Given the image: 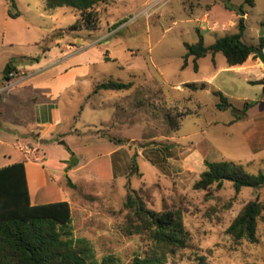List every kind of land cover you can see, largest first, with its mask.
I'll use <instances>...</instances> for the list:
<instances>
[{
	"label": "rangeland",
	"instance_id": "374dc122",
	"mask_svg": "<svg viewBox=\"0 0 264 264\" xmlns=\"http://www.w3.org/2000/svg\"><path fill=\"white\" fill-rule=\"evenodd\" d=\"M205 1L213 4L211 17L207 22L197 21L204 13ZM194 3L198 0H117L107 12L104 6L99 8L98 29L77 30L94 37L110 32V44L98 45L104 59L94 67L97 80L135 83L130 91H107L87 101L85 91L73 87L62 99L70 123L79 131L104 129L101 119L116 121L127 112L131 126L121 127L120 133L116 130L113 135L134 140L125 141L130 145L119 154L124 163L116 167L113 179L97 178L94 166L86 163L80 178H74L77 185L73 188L66 176L55 175L54 162H47L53 167L51 174L61 194L69 193L75 235L89 239L99 259L114 254L129 264L136 255L150 251L148 239L128 236L122 230L128 213L124 207L127 194L136 190L152 210L183 212L191 239L187 248L169 256L167 264H264V210L258 222V243L236 242L227 234L248 202L259 199L264 204V188L246 187L237 193L228 181L221 188H194L206 169L205 160L234 161L251 173L264 172V84L250 83L263 80L264 71L230 67L222 53L200 59L198 71L190 57L188 67L182 69L185 43L198 42L199 31L208 46L238 32V27L230 24L233 14L246 18L243 40L258 47L264 28V0H204L196 15L192 14ZM9 12L19 16L10 18ZM79 17L75 9L67 7L48 11L45 0H0V72L10 66L4 63L10 54H19L11 63L19 69L44 61L49 50V59L61 57L57 45L62 41L61 29L73 31L71 26ZM254 59L261 61L258 55ZM58 71L51 70L44 77ZM214 75L206 89L193 91L183 86ZM177 85H182L179 90ZM218 91L237 111L217 107ZM246 101L257 104L235 121ZM12 117L19 132L31 128V114ZM134 158L138 171L133 169Z\"/></svg>",
	"mask_w": 264,
	"mask_h": 264
},
{
	"label": "trees",
	"instance_id": "16d2710c",
	"mask_svg": "<svg viewBox=\"0 0 264 264\" xmlns=\"http://www.w3.org/2000/svg\"><path fill=\"white\" fill-rule=\"evenodd\" d=\"M117 0H45L48 11L58 8H72L79 13V18L71 26L72 30H96L100 26V7L110 5ZM14 5V2H13ZM229 8L228 5H226ZM18 17V14H12ZM245 17L238 21V32L218 38L213 44L206 45L204 36L199 31L196 43H185L187 53L182 69L187 68L189 58H194L195 70L198 60L222 53L230 67L242 65L250 57H256L259 49H264V36L260 37L259 46L249 45L244 40L246 31ZM264 25V22H263ZM13 69H10V75ZM7 76L5 78L10 77ZM254 84H264L255 81ZM133 82L108 80L98 84V90H127ZM193 90L204 89L206 84L186 83ZM221 110L232 108L237 111L229 98L221 91L217 92ZM256 101H246L242 115H247ZM112 139V138H111ZM117 141L116 139H112ZM118 142H122L119 140ZM75 157H73L74 159ZM71 160L74 166L77 162ZM70 162V161H69ZM206 169L195 183L197 190H208L215 186L221 188L226 181L232 182L237 193L243 188H264V172L251 173L242 164L234 161L205 160ZM133 169L139 167L135 158ZM69 184L75 188L76 186ZM128 210L122 230L128 236H142L152 245L145 255H136L129 264H167L170 255L188 247L191 234L186 228L183 212L180 209L152 210L136 190H130L124 204ZM264 204L259 199L248 202L227 228V234L236 242L246 240L258 243V222L262 216ZM203 259V258H202ZM0 264H123L114 255L97 257L92 242L74 233L71 205L66 200L32 204L30 200L25 164L22 161L0 167Z\"/></svg>",
	"mask_w": 264,
	"mask_h": 264
},
{
	"label": "crops",
	"instance_id": "0c3cea01",
	"mask_svg": "<svg viewBox=\"0 0 264 264\" xmlns=\"http://www.w3.org/2000/svg\"><path fill=\"white\" fill-rule=\"evenodd\" d=\"M202 1L204 0H198V3L192 5L194 6L192 14L196 15V9L203 5ZM108 6H104V11H108ZM212 6L211 1H205L204 13L201 19L197 18L196 20L209 21L211 17L209 11H211ZM9 17L12 18L10 12ZM240 18L239 14H233L230 24L238 27ZM215 26L216 24H214ZM61 30L62 41L57 44L61 51V57L55 60L49 59V55L52 53L49 50L44 55V61H39L30 68L24 67L21 69L11 65L13 57H18L19 54H10L4 60V63L10 65V69H13V76L10 75L9 78H5L7 76L3 74L4 72H0V167L19 161L24 162L31 203L42 204L66 200L71 205L73 217L69 193L64 192L61 194L56 177L51 172L54 170L55 175L60 176V178L66 176V179H70L76 186L77 182L74 178H80L83 173L81 170L90 164L94 166L97 178L113 179L116 167H120L121 162L124 163V157L119 158V154H123L128 149L129 142L134 139L113 135L116 130L120 133L119 129L121 127L131 126L126 111L123 112V118H118L116 121H113L112 118L101 119V125L105 128L91 129V132L79 131L70 123V117L66 114L62 104V99L69 89L75 87L80 93L85 91V96L82 95L86 101L102 95L103 92L115 91L95 90L98 84L106 81L97 80L98 71L94 67L98 65L100 60L104 59L98 45L110 44L108 39L110 32L102 37H94L92 33ZM24 56L22 55V57ZM213 56L216 57V54ZM107 57L110 59L111 55L107 54ZM23 61L22 59L20 63H23ZM248 66L250 68H260L264 71V65L261 61H255L253 56L246 63L235 67L240 69ZM55 69H59L56 74L44 77L47 72ZM19 71L26 74L22 80H19V83L24 82L21 87L15 88L17 84L4 90L5 86L13 83L11 81L18 77L14 75H19ZM214 77L215 75L209 77L207 81L196 84L201 85L204 83L206 84L204 89H206ZM261 81H264V79ZM254 82L250 80V83L254 84ZM180 86L182 85H177L176 88L178 89ZM134 87L135 83L132 88L121 91H130ZM81 105L84 107V104ZM23 107L26 108L23 109ZM11 109L17 112L13 113ZM30 114L33 122L31 128L26 132H19L15 128L18 122L15 121L12 115L21 119ZM30 140L34 141L30 142ZM119 140L122 142H118ZM73 157H75V160ZM72 159L77 162L74 166L68 164ZM48 160L54 162L56 167L47 166ZM63 190L65 189L63 188Z\"/></svg>",
	"mask_w": 264,
	"mask_h": 264
},
{
	"label": "water",
	"instance_id": "95a60500",
	"mask_svg": "<svg viewBox=\"0 0 264 264\" xmlns=\"http://www.w3.org/2000/svg\"><path fill=\"white\" fill-rule=\"evenodd\" d=\"M261 36H264V28L262 29ZM258 57L260 58L261 62L264 65V49H259L258 50ZM3 74L5 76H9L10 75V66L7 67V69L4 71Z\"/></svg>",
	"mask_w": 264,
	"mask_h": 264
},
{
	"label": "built area",
	"instance_id": "2783aa9c",
	"mask_svg": "<svg viewBox=\"0 0 264 264\" xmlns=\"http://www.w3.org/2000/svg\"><path fill=\"white\" fill-rule=\"evenodd\" d=\"M25 75H26L25 73H20L19 75L15 74L14 76H18V77H19V76H23V77H24ZM11 76H13V74H11ZM21 80H22V79H21ZM19 82H20V81L18 80V81H16V82L9 83L7 86L4 87V90H5V89H9V88H11V87H13V86L19 84Z\"/></svg>",
	"mask_w": 264,
	"mask_h": 264
}]
</instances>
